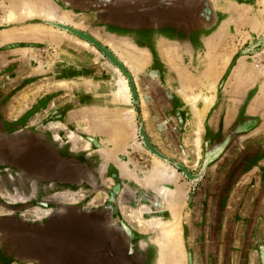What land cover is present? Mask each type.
<instances>
[{
  "label": "rangeland",
  "instance_id": "rangeland-1",
  "mask_svg": "<svg viewBox=\"0 0 264 264\" xmlns=\"http://www.w3.org/2000/svg\"><path fill=\"white\" fill-rule=\"evenodd\" d=\"M154 220L264 264V0H0V264H161Z\"/></svg>",
  "mask_w": 264,
  "mask_h": 264
},
{
  "label": "bare ground",
  "instance_id": "bare-ground-1",
  "mask_svg": "<svg viewBox=\"0 0 264 264\" xmlns=\"http://www.w3.org/2000/svg\"><path fill=\"white\" fill-rule=\"evenodd\" d=\"M22 3H24V2H22ZM25 3H27V2H25ZM25 3H24V6H25ZM27 4H30V3L28 2ZM13 5H15V3H13ZM10 6H12V4L9 5V7ZM24 6H22L23 7L22 10H24V12L26 14L32 15L33 13H36V10L33 9L31 4L26 5L25 7ZM42 6H44V9H40L41 11L37 12V13H40V15L43 13V16H47L50 18L52 16V14L55 13L54 10L52 11L53 6H51V4H49L47 1L43 2ZM45 9H46V11H44ZM9 12H10L9 16H12L11 9ZM63 15H64V13H63ZM53 16H55V15H53ZM64 16H66V15H64ZM64 16H61V18L63 20H64ZM67 17H65V20ZM83 44L87 45L86 43H83ZM116 86H117L116 98L119 101L127 102L129 100L128 87H127L125 79L121 75H119L118 80L116 81ZM144 114H145V112H144ZM129 116L130 115L128 114L127 111L123 114L122 118H123L124 122L127 123ZM128 121L130 123L132 122L130 119ZM127 131H128V129H127ZM195 141L197 142V146H198V137L195 139ZM164 167H166V166H164ZM165 169L163 168V164H161L159 161H157L156 164L154 165V167L152 169V173H151V175H153V178L148 179V181L150 180V182L148 184L152 185L153 189L157 190L164 198H167L168 202L170 200L176 206L179 202H175V201L177 198L181 197V196H179L180 195L179 191L182 192V190H178L176 188V190L172 191V190L168 189L169 186L175 188L177 183L168 178L167 174L165 173ZM170 176H172V175H170ZM152 180H154V181H152ZM181 188H182V186H181ZM177 191H178V193H177ZM183 193L184 192H182V195H183ZM138 214L139 213H137V215ZM175 217H176V214H175ZM148 224L154 228H157L156 229L157 230V238L159 240L158 244H160V246H161V249H160L161 250V253H160V259L161 260L159 261V263H161V264H184L183 252L181 251L182 248L180 245L181 237L178 233L179 227H178V224L176 223V221L173 224H164L160 221L154 220V221H149Z\"/></svg>",
  "mask_w": 264,
  "mask_h": 264
}]
</instances>
